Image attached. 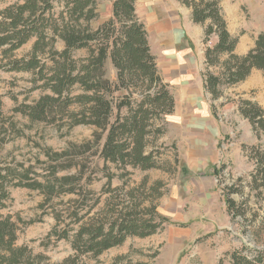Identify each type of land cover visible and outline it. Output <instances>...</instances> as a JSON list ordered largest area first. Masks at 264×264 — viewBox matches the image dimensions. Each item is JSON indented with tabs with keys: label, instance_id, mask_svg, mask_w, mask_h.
I'll return each instance as SVG.
<instances>
[{
	"label": "trees",
	"instance_id": "trees-1",
	"mask_svg": "<svg viewBox=\"0 0 264 264\" xmlns=\"http://www.w3.org/2000/svg\"><path fill=\"white\" fill-rule=\"evenodd\" d=\"M177 1L191 8L193 23L204 24L202 77L212 115L217 119L218 108L234 102L257 139L241 145L252 163L249 173L230 179L222 196L230 222L240 219L241 232L264 245L262 204L257 209L250 206L251 199L264 202V109L251 98L231 100L223 93L224 88L245 81L253 69L263 71L264 77V31L239 55L235 52L238 37L227 30L220 0ZM96 16V0H22L0 10V69L31 74L25 96L41 91L37 99L16 103L12 111L30 122L94 128L93 138L80 145L45 149L43 161L0 163V211L10 198V188L39 191L44 197L41 212L28 224L48 214L53 217L43 244L63 240L72 251L59 264H82V256L97 257L128 237H146L163 229L169 220L156 204L163 195V183L156 180L148 185L143 178L128 186L126 179L130 170L171 172L179 164L175 145L159 141L167 131L166 117L174 111V97L160 76L144 22L135 12V0H111L110 17L92 29L89 23ZM212 36L216 40L209 45ZM31 39L29 53L14 57ZM58 40L63 42L59 50L55 48ZM81 48H87L88 54L74 58L73 51ZM107 60L115 70L114 80L106 77ZM220 97L225 101L216 104ZM0 118L5 119L1 113ZM93 148L103 162L101 191L106 197L102 205L92 188L100 177L81 161ZM170 150L173 166L164 157ZM223 168L212 171L219 183L224 180ZM115 177L123 180L121 186H112ZM18 230L10 215L0 214V264H49L43 255L16 244ZM228 256L230 264H264V248L245 242ZM119 260L113 264H150Z\"/></svg>",
	"mask_w": 264,
	"mask_h": 264
},
{
	"label": "rangeland",
	"instance_id": "rangeland-1",
	"mask_svg": "<svg viewBox=\"0 0 264 264\" xmlns=\"http://www.w3.org/2000/svg\"><path fill=\"white\" fill-rule=\"evenodd\" d=\"M18 1L22 0L0 1V10ZM110 5L111 0H96L97 16L90 21V28H97L108 18ZM220 7L227 30L238 37L236 51L246 52L252 47L256 35L264 31V0H220ZM214 39L212 36L208 44L212 45ZM33 41L31 39L17 49L14 57L27 55ZM192 47H197V44H192ZM55 48L62 49L63 42L58 40ZM87 54V48L73 51L74 58H83ZM105 74L107 78L115 79V70L108 60L105 63ZM30 76L29 72L0 69V113L5 118H0V163L13 160L26 163L36 162V159L43 161L46 158L45 149L60 151L71 144L80 145L93 138L94 128L91 126L78 125L67 129L65 126L30 122L19 113H14L12 109L16 103L24 100L31 102L41 94L40 90H35L25 96L24 91L30 86ZM163 81L165 82L164 79ZM223 93L231 100L239 97L254 99L264 109L263 71H252L245 81L224 88ZM14 96L16 100L13 99ZM223 101L224 97H220L215 103ZM218 109L219 117L215 119L217 128L208 131L207 138L214 136L213 139L218 140V157L209 162L207 159L206 162L214 163L216 168L223 165L224 180L219 183L218 178L212 174L213 164L192 169L187 160L186 153L195 146L190 143L189 136L182 132L181 126L186 123L196 126L197 122L177 121L175 114L166 117V135L170 141L177 142L179 164L171 172L156 168L145 171L130 170V176L126 180L128 186L139 184L143 178H147L148 185L160 180L163 183L160 187L163 195L156 201L157 210L169 223L152 235L128 237L121 245L112 247L97 257L82 256V264H113L119 258L120 262L145 261L150 264H230L228 253L241 242L264 248V245L254 242L252 234L241 232L242 222L238 221L240 219L230 222L222 196L224 185L229 184L230 179L247 176L249 173L252 164L241 145L254 144L257 139L250 124L238 113L234 102ZM93 151L95 148L81 156V161L89 170L95 171L94 175L100 177L92 188L101 196L102 205L106 197L101 191L105 183L104 171L101 170L103 162ZM167 161L173 166L172 150L167 153ZM109 167L118 172L113 166ZM122 182L121 178L115 177L111 184L121 186ZM9 191L10 198L0 214L10 215L16 222L19 229L16 244L28 246L33 254L43 255L49 264L61 263L72 252L70 245L63 240L48 246L42 242L53 225V217L48 214L41 221L28 224L40 214L39 203L44 199L43 195L37 190L25 187L10 188ZM234 197L238 199L237 195ZM250 204L254 209L262 204L263 208L259 211H264V202L255 203L251 199Z\"/></svg>",
	"mask_w": 264,
	"mask_h": 264
},
{
	"label": "crops",
	"instance_id": "crops-1",
	"mask_svg": "<svg viewBox=\"0 0 264 264\" xmlns=\"http://www.w3.org/2000/svg\"><path fill=\"white\" fill-rule=\"evenodd\" d=\"M109 8L111 15V5ZM135 12L144 21L149 47L155 56L159 73L174 97V111L167 117L175 114L177 121L197 122L196 126L188 123L181 126L182 132L189 136L190 143L195 146L186 153L190 158L187 157V160L192 169L213 164V171L215 164L207 163L206 160L209 162L218 157V140H214V136L207 139L208 131L215 130L217 125L210 109V95L204 90L202 77L204 47L201 41L204 24L193 23L191 8L177 0H135ZM215 40L216 37L213 43ZM192 44H197V47H192ZM235 52L239 55L246 53H238L236 49ZM166 133L159 141L167 146L173 143L178 152L177 142L170 141ZM168 141L170 143H166ZM164 157L167 159V156Z\"/></svg>",
	"mask_w": 264,
	"mask_h": 264
}]
</instances>
